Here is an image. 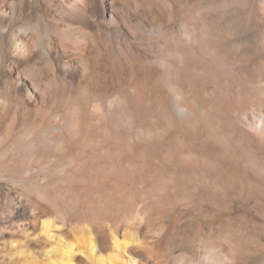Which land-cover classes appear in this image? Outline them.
Here are the masks:
<instances>
[{
    "label": "rangeland",
    "instance_id": "1",
    "mask_svg": "<svg viewBox=\"0 0 264 264\" xmlns=\"http://www.w3.org/2000/svg\"><path fill=\"white\" fill-rule=\"evenodd\" d=\"M60 2L77 13L87 8L84 0L53 3ZM56 7L51 8L52 15H59ZM95 10L94 15L75 24H63L65 30L83 27L71 38H51L49 58L37 61L36 69L42 73L39 93L30 81L18 77L32 55L27 41L15 38L5 46L0 54V135L9 131L20 115L29 113L30 127H44L50 147L75 146L81 138L79 126L95 123L98 116L108 118L94 97L124 90L139 92L142 86H152L153 73L162 77L167 72L188 84L194 80L189 72L207 77L205 98L210 112L219 107L212 89L222 82L228 89L226 97L236 102L234 111L231 109L235 116L245 111L244 84L253 83V104L247 112L261 170L238 175L235 183L243 187L238 191L221 189V198L205 192L196 181L186 192L160 191L158 197L167 193L173 197L162 204L163 218L149 214L130 218L121 224L119 238L128 242L127 249L137 264H264V131L258 129L264 119V0H97ZM195 26L212 38L213 44L208 39L205 48H215L229 57L216 61L206 49L201 63L195 62L197 51L184 50L190 45L184 32ZM174 39L185 47H176ZM162 91L167 95L166 89ZM117 102L111 118L119 122L116 107L124 109L127 103L124 99ZM93 103H97L95 107ZM123 119L125 124L130 121L129 116ZM239 137L245 146L244 136ZM238 152L245 169L244 155ZM29 154L22 162L40 165L35 154ZM17 157L22 158L13 144L0 142V161L5 165L0 168V264H52L44 249L48 242L56 246L78 238L79 244L87 246L89 232L81 222L94 210L83 186L93 178L70 174L68 178L77 181L75 189L68 190L63 182L67 176L52 173L53 184L37 191V181L43 177L18 171L14 167ZM45 164L54 169L60 160ZM48 193L50 200L45 196ZM68 200L85 219L80 220L76 211L73 220L63 226L57 208H70ZM44 221L50 224L52 237L47 236ZM101 237L111 239L109 234Z\"/></svg>",
    "mask_w": 264,
    "mask_h": 264
},
{
    "label": "bare ground",
    "instance_id": "2",
    "mask_svg": "<svg viewBox=\"0 0 264 264\" xmlns=\"http://www.w3.org/2000/svg\"><path fill=\"white\" fill-rule=\"evenodd\" d=\"M54 1L57 0H0V54L15 38L27 41V50L32 55L27 59L29 66L22 68L18 77L30 81L36 93L42 90V73L36 69L37 61L49 58L47 47L51 38L54 35L71 38L73 32L83 30V27L77 25L65 30L62 28L63 24H75L82 17L94 15L96 11L97 0H84L87 8L81 13L73 11L67 3L54 5ZM55 6L59 7V15L51 13V8ZM184 35L190 45L185 47L181 40L175 39L174 45L185 47L186 51H197L193 55L197 63H201L202 55L205 56L207 51L215 60L229 57V54L228 57L219 54L220 50L216 49L217 52L215 48L214 51L213 48H205L208 39L213 44L212 38L197 26L187 28ZM216 41L219 40L215 39V44L218 43ZM216 61L214 62L217 63ZM189 73L194 79L192 84L177 77L173 79L167 72L162 77L153 73L152 86H142L139 92L124 90L113 95H108L107 92L104 96L102 93V97L98 94L100 96L94 97L93 101H100L108 118L103 120V117L98 116L95 123L88 126L86 124L84 128L79 126L81 138L75 146L69 144L63 148L52 143L50 147L43 132L44 127H30L32 119L29 113L20 115L12 128L0 135V142L13 144L18 155L22 156L15 160L14 167L18 171L43 177L37 181V191H43L53 184L49 178L52 173L59 172L67 176L63 182L68 190H74L77 181L75 178H68L70 174L79 178L90 175L93 178L83 186L88 198L93 200L89 204L93 213L86 215L85 222H81L89 232L88 242L86 241L89 244H79L78 238H75L76 242L56 246L48 242L44 249L52 264H137V260L127 249L128 242L119 238V228L124 221L146 214L150 217L155 215L161 220L164 216L161 214L162 204L173 197L169 193L158 197V192L172 189L186 192L196 181L205 192L221 198V189L238 191L243 187L235 183L238 175L244 176L245 172L255 174L258 169L261 170L262 164L260 165L254 149L256 136L252 130L253 123L247 112L253 104V83L247 84L246 81L247 86L244 84L245 111L243 115L235 116L231 114V109L236 102L226 97L228 89L222 82L212 89L216 93L219 107L210 112L211 108L206 104L205 98L208 78L198 73ZM163 88L167 95L163 93ZM88 93L91 96V92ZM123 99L127 106L124 109L116 107L120 116L119 122H116V119L111 118V112L118 103L117 100ZM96 104L93 103L94 107ZM128 116L130 121L125 124L123 118ZM79 117L85 119L84 115ZM263 120L258 125L260 131H264ZM216 123L222 130L214 127ZM239 135L244 136L245 146ZM55 147L61 148L56 150ZM238 150L244 155L245 169L240 165ZM29 152L35 154L40 165L33 166L32 161L28 165L22 162L27 156H31ZM57 159L60 164L54 169L45 164ZM45 196L50 200L49 193ZM68 202L70 208H61L60 205L57 208L63 226L71 222L76 215L73 212L78 211L73 201ZM79 217L80 220L85 219V214L82 213ZM43 226L47 236L52 237L50 224L44 221ZM105 234L110 235V241L101 237Z\"/></svg>",
    "mask_w": 264,
    "mask_h": 264
}]
</instances>
